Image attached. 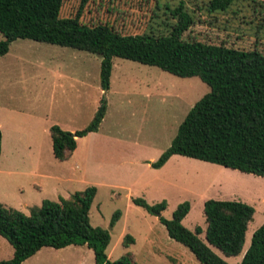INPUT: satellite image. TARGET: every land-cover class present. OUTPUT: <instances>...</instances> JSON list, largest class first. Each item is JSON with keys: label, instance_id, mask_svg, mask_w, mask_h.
Returning <instances> with one entry per match:
<instances>
[{"label": "rangeland", "instance_id": "obj_1", "mask_svg": "<svg viewBox=\"0 0 264 264\" xmlns=\"http://www.w3.org/2000/svg\"><path fill=\"white\" fill-rule=\"evenodd\" d=\"M208 1L88 0L81 21L89 26L109 24L125 35H167L171 30L167 7L175 9L184 2L195 20L184 39L264 54V0H239L227 12L212 14ZM81 3L65 0L61 18L75 17ZM101 62L95 54L30 40L13 42L9 55L0 59V203L29 215L45 200L69 198L93 186L97 195L90 222L110 232V261L129 254L137 264H202L170 238L158 215L133 200L144 199L149 205L166 202L160 215L167 220L180 204L190 202L183 224L191 231L198 226L206 230V201H240L256 211L243 252L230 258L215 252L228 264H241L254 233L264 224V178L179 155L160 169L152 167L210 87L199 78H180L115 58L111 89L105 92ZM104 96L108 107L99 131L79 139L67 161L57 160L49 129L55 125L71 133L85 129ZM117 212L122 216L113 225ZM128 235L134 239L129 246ZM200 237L204 239V234ZM13 256V247L0 236V262ZM23 264L96 262L93 250L70 246L44 248Z\"/></svg>", "mask_w": 264, "mask_h": 264}, {"label": "trees", "instance_id": "obj_2", "mask_svg": "<svg viewBox=\"0 0 264 264\" xmlns=\"http://www.w3.org/2000/svg\"><path fill=\"white\" fill-rule=\"evenodd\" d=\"M239 0H209V13L227 12ZM65 0H0V58L17 40H30L88 52L101 57V87L111 89L113 60L120 58L160 68L180 78H199L210 92L199 100L180 125L170 148L157 162L164 167L173 156H183L216 164L245 174L264 178V54L259 50L242 51L225 45L205 44L184 39L194 24L184 2L167 7L175 22H166L167 35H125L109 24L89 26L81 21L88 0H82L77 15L61 18ZM257 4V2H255ZM107 99L102 97L92 122L83 130L71 133L55 125L50 129L53 154L67 161L78 147V139L99 131L107 114ZM0 141V158H1ZM97 195L88 187L69 198L45 200L29 215L0 203V236L14 249V256L0 264H23L45 247L56 250L69 246H87L95 253L96 264H137L131 255L110 261L107 249L111 242L108 230L93 227L90 211ZM160 217L170 238L187 247L202 264H228L225 257L243 252L249 224L255 208L240 201L208 200L204 204L206 230L188 229L184 220L191 203L180 204L173 218L160 215L166 202L149 205L134 199ZM117 212L112 224L120 218ZM204 234V239L200 236ZM134 239L128 235L125 244ZM241 264H264V224L254 233Z\"/></svg>", "mask_w": 264, "mask_h": 264}, {"label": "crops", "instance_id": "obj_3", "mask_svg": "<svg viewBox=\"0 0 264 264\" xmlns=\"http://www.w3.org/2000/svg\"><path fill=\"white\" fill-rule=\"evenodd\" d=\"M10 52V51H9ZM9 55V53L8 54H6L5 56H3V57H1V58H6L7 56ZM0 58V59H1ZM56 73H57V71H56ZM13 119L14 118H16V117H14V116H11ZM8 118H9V116H8ZM18 119V118H17ZM0 126H1V128L3 129V123H2V120H1V118H0ZM60 127V126H59ZM51 129V128H50ZM50 129H49V131H50ZM65 131V130H64ZM97 133V132H96ZM93 134V133H92ZM51 137V136H50ZM81 139H83V138H81ZM52 140V139H51ZM79 140V139H78ZM52 144H53V142H52ZM78 148V147H77ZM174 157V156H173ZM2 158H3V153L1 154V159H0V162L2 161ZM44 178H46V177H44ZM62 181V180H61ZM61 198H65V197H63V196H60L59 197V199L57 200V201H59ZM57 201H54V202H57ZM70 247V246H69ZM87 247V246H86ZM45 248H49V247H45ZM68 248V247H67ZM88 248V247H87ZM44 249V248H43ZM64 249H66V248H64ZM61 250V249H60ZM40 251H42V250H40ZM39 251V252H40Z\"/></svg>", "mask_w": 264, "mask_h": 264}, {"label": "water", "instance_id": "obj_4", "mask_svg": "<svg viewBox=\"0 0 264 264\" xmlns=\"http://www.w3.org/2000/svg\"><path fill=\"white\" fill-rule=\"evenodd\" d=\"M251 221H254V218H252V220Z\"/></svg>", "mask_w": 264, "mask_h": 264}]
</instances>
